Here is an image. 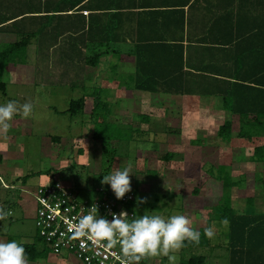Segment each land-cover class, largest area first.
Listing matches in <instances>:
<instances>
[{"label":"crops","instance_id":"crops-1","mask_svg":"<svg viewBox=\"0 0 264 264\" xmlns=\"http://www.w3.org/2000/svg\"><path fill=\"white\" fill-rule=\"evenodd\" d=\"M58 6H64L65 11L56 13ZM46 10L53 11L45 14ZM41 15H45L48 24L46 36L60 38L50 43L49 54L60 49L67 62L82 68L79 87L82 85L84 91L88 86L92 88L80 97L85 99L79 112L85 119L84 126L92 127L94 132L103 125L128 127L137 132L141 136L137 137V148L145 162L152 161L149 151L154 148L150 146H167V154H183L184 165H199L202 160L214 164L222 159L223 152L229 154L225 164L232 165L233 143L245 139L233 136L228 142L214 140L209 146H202L194 145L192 138L205 134L217 139L216 134L227 120L232 122V134L240 133V114L224 107V88L231 84L232 72L260 68L261 59L251 48L261 43L256 38L264 31L258 28L264 21V0H0V48L19 38L16 23L34 21ZM52 18L60 22V27L55 29L50 24ZM40 47L36 40L27 47L35 54V63L39 53H48ZM182 54L184 67L180 71ZM11 64L15 66L10 62L8 68ZM10 74L17 75L14 71ZM37 91L35 95L39 94ZM18 93L22 96V92ZM96 100L107 105L94 119ZM36 101L34 96V104ZM145 131L156 135L150 139L142 134ZM183 137L189 138L188 143L184 149L178 148L185 142ZM249 144L251 156L255 145ZM244 163L264 164L251 160ZM0 180L5 188L10 186L1 174ZM201 180L212 192L215 180ZM197 211L199 221L195 226H201L204 218L201 210ZM212 224L218 231L226 228L224 235L228 234V223L211 221ZM0 240L12 239L0 235ZM210 242L206 246H218L212 239ZM47 257L27 259V264H48L43 262Z\"/></svg>","mask_w":264,"mask_h":264},{"label":"rangeland","instance_id":"rangeland-1","mask_svg":"<svg viewBox=\"0 0 264 264\" xmlns=\"http://www.w3.org/2000/svg\"><path fill=\"white\" fill-rule=\"evenodd\" d=\"M20 24L27 27L30 22L23 20ZM34 40L48 53H39L38 62L35 63V54L27 51L24 61L20 58L13 61L15 66H7L2 75V79L9 84L6 95L0 91V103L17 98L21 105L30 103L32 112L27 118L15 115L7 131L0 129V153L3 154L0 174L10 185L5 188L4 182L0 180V208L8 212L1 219L0 235L27 244H32L39 238L35 223L37 203L33 193L40 185L60 180L73 187L81 199L95 200L106 193H114L110 185L102 183L103 176L124 168H130L133 172L130 174L131 191L136 196L137 217L144 214H160L164 217L182 214L189 218L191 227L201 232L210 227L211 221L223 223L215 218V209L227 204H231L239 212H244L247 206H251L254 208L250 209L255 212L264 213V164L244 163L251 154L247 140L233 143L231 155L234 158L230 168L225 164L229 159L227 152H223L222 159L214 164L202 160L199 165H184L181 164L182 153L171 161L167 160L166 152L170 150L167 146H161L160 149L150 146V149L154 148L149 151L152 161L145 162L143 154L137 148L140 140L138 138L141 136L137 132L129 131L128 127L119 126L122 130H119V136L116 129H102L107 133L102 135L115 138L113 143L106 144L109 152L115 154L103 155V140L95 139L94 129L84 126L83 115L69 112L71 99L77 100L92 89L88 86L84 91L81 89L82 85L79 87V82H82V68L67 62L60 49L53 55L49 54L50 43L57 41L55 35L47 37L42 33ZM66 40L64 39L63 44ZM10 71L17 75L10 74ZM36 90L39 93L37 95ZM18 92H22V96ZM34 96L37 97L35 104ZM104 105L107 104H101L99 111ZM142 134L150 139L156 135L152 131ZM216 135L217 139L215 135L207 137L205 134H195L192 139L202 141V146H209L214 140L219 143L222 141ZM233 136L236 138L238 134ZM179 138L180 136L177 139ZM189 138L185 137L182 147L180 145L178 148L184 149L183 146L187 145ZM259 142L264 143V135L259 137ZM224 150L227 151V148ZM227 175L234 184L229 189H225L221 181V178L227 179ZM209 177L215 180L212 192H209L206 182L201 180L204 178L209 181ZM196 189L199 190L198 193L195 192ZM197 209L201 210L200 215L204 218L201 219V226H195V222L199 221ZM212 227L215 231L212 242H217L218 246L214 249L206 246L208 244L184 245L175 253V264H180L182 258L189 259L193 254L206 256V264H229L227 235H224L227 229L218 231L213 224ZM205 239L207 243L210 242L208 237L205 236ZM37 245L40 248L44 243ZM47 255L43 262L48 264L50 261L58 262L57 264H79L68 253L57 255L51 250ZM216 256L219 259L216 260ZM145 258L144 264H169L167 256Z\"/></svg>","mask_w":264,"mask_h":264},{"label":"trees","instance_id":"trees-1","mask_svg":"<svg viewBox=\"0 0 264 264\" xmlns=\"http://www.w3.org/2000/svg\"><path fill=\"white\" fill-rule=\"evenodd\" d=\"M69 8L70 6H66ZM64 6H58L59 10L56 13L65 11L62 9ZM50 9V8H48ZM56 9V8H55ZM53 10H46L45 14L51 13ZM36 13H44L43 11H38ZM55 18L50 19V24H54V28L60 27V22L54 21ZM29 26L25 27L19 23L15 26L18 27L17 32L19 33V38L15 43L5 44L0 48V91L6 95L7 94V84L2 79V73L5 67L13 61L20 60L24 61L27 53L28 45L38 36V34L46 35L45 15H41L38 18H34V21L30 19ZM59 25V26H58ZM74 27V26H73ZM260 30H264V21L258 26ZM77 32V29H71ZM58 38L55 37V40ZM256 39H260L261 43L256 44L251 50L255 51L256 56L261 59L260 68L254 69H243L240 68L236 72L231 73V84L224 88V107L231 111L232 113L240 114V122L242 129L238 134L239 137L247 140L255 145L253 154L249 157L251 161H264V143H260L258 138L264 135V31L261 36ZM94 57V56H93ZM88 59L89 61H92ZM241 60V59H240ZM90 61V62H91ZM183 54L180 60V71H183ZM164 77V76H163ZM252 82V83H248ZM103 100H96L93 110V118H99L100 111L99 107L103 104ZM85 106V99L79 98L77 100H72L69 112L73 115H77ZM232 122L227 120L220 127L218 131V137L222 141H231L233 134L231 132ZM107 128V129H106ZM112 131L116 129V133H119L121 128L119 126L103 125L98 126L94 133L95 139L103 140V155L105 153H110L109 148H106V144L113 143L115 138L112 136L105 137L102 134L105 130ZM111 139H113L111 141ZM257 142V145H256ZM193 144L202 145L204 144L200 140H193ZM167 160L174 158V154H167ZM112 158V157H111ZM3 160V155L0 153V163ZM230 168V167H229ZM49 173V172H46ZM222 176V175H221ZM228 176V175H227ZM224 188L229 189L234 184L231 177L227 179L221 178ZM198 193V190H195ZM114 194L112 192L108 193ZM132 207L136 209V201L132 202ZM252 204V202H251ZM254 208L247 206L244 213H238L233 209L231 204H227L224 207H218L215 209L216 219L221 221H227L229 224V232L227 234V248L229 251V264H264V213L255 212ZM201 236L198 243L186 240L184 242L185 246L189 245H204L206 242L204 231L201 230ZM205 241V242H204ZM43 242L40 237L32 244L23 243L26 249V256L28 260H36L41 257H45L51 249L46 246L38 247V243ZM146 258H142L143 262H146ZM181 264H206V257L200 254H193L189 259H183Z\"/></svg>","mask_w":264,"mask_h":264},{"label":"clouds","instance_id":"clouds-1","mask_svg":"<svg viewBox=\"0 0 264 264\" xmlns=\"http://www.w3.org/2000/svg\"><path fill=\"white\" fill-rule=\"evenodd\" d=\"M30 103L19 104L15 100L0 103V129L7 131L15 115L27 118L31 115ZM130 168L117 169L103 176L102 183L110 185L117 199L131 191ZM8 212L0 208V219ZM112 219L101 216L97 206L89 207L87 214L69 225L73 238L86 237L93 241H106L109 247L119 245L128 264H138L144 257L167 256L169 264H175L177 253L186 240L198 243L201 233L190 226L188 217L174 214L164 217L160 214H144L129 219L126 211L111 213ZM227 224V221H223ZM209 239L215 236L214 227L204 230ZM83 247V245H81ZM0 264H27L26 249L21 241L0 240Z\"/></svg>","mask_w":264,"mask_h":264},{"label":"built area","instance_id":"built-area-1","mask_svg":"<svg viewBox=\"0 0 264 264\" xmlns=\"http://www.w3.org/2000/svg\"><path fill=\"white\" fill-rule=\"evenodd\" d=\"M33 195L37 203L35 223L38 236L52 252L57 255L68 253L79 264H128L119 245L109 247L106 241L94 243L86 237L73 238L68 229L79 217L87 214L92 205L109 220L112 212L118 214L121 211H126L130 220L137 217L136 209L132 207V202L136 201L134 191L126 193L122 199L107 193L95 200L81 199L68 183L52 180L40 185ZM138 264H144L142 259Z\"/></svg>","mask_w":264,"mask_h":264}]
</instances>
